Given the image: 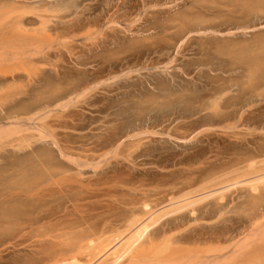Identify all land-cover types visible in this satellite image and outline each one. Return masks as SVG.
<instances>
[{
    "label": "rangeland",
    "instance_id": "rangeland-1",
    "mask_svg": "<svg viewBox=\"0 0 264 264\" xmlns=\"http://www.w3.org/2000/svg\"><path fill=\"white\" fill-rule=\"evenodd\" d=\"M9 1V4H11V7L13 8H15V5L13 4H19L18 2L23 3L24 7L28 5L26 8H32V10H30L31 8H25V11L23 7V10L20 9V4L19 6L17 5V7H20L18 8L20 9V12H25V14L26 12L29 13L26 15H29L28 17L30 18V20H32V23L29 22L27 26H29L30 28L31 25H33V29L28 30L40 31L39 28H41L42 33H44V30L45 32L48 30L49 24L50 30L45 34H47L49 38L48 42L52 41L51 45L53 44V42L54 44L51 46L49 43L51 47V49L49 48V57L51 58H49V61L51 60L50 63L49 61L43 63L42 61L36 60V58L34 61V58L27 57V59H25L29 61V64L26 61L25 64V62L21 63L22 61H24L22 58V60H19L18 58H11V61H8V54L7 58L1 56L5 58L4 60L7 61H4L0 57V59L3 60L2 63L0 61V75H2V73L9 74L10 70L11 72H13V74L16 71V75H19V72L23 76L31 74L30 76L18 79V82L17 79L12 81L10 77V80H8V82L7 80L3 83L1 82L0 99L2 100H0V104L1 106H4V109L9 108L11 106L20 107L24 104L26 106L29 102L30 105L33 103L32 97L35 91L37 93V91L41 89L38 81L36 80L39 78V75L42 77V79L52 80V83H54L53 85L59 87L61 90H64L63 92L66 91L68 95L66 96V98H61L59 102H56L50 107L52 112L49 113L50 115L45 121L50 122L53 125L54 130L58 135V140H61L60 143L63 142L61 144L65 146L67 144V147H70L69 150L74 152H72V157L77 159L78 163L83 166H81V168L79 169V167L75 166L69 159L63 158V156H61L59 152L58 147L50 139H45L44 141L41 139V141H39L35 137L30 138L28 139V142L23 143V145L27 144L28 146L30 145L32 148L35 147V149L33 150L30 146L28 147L27 145H18L19 147H21L18 150L16 149L18 147L15 146L14 148H12L13 151L9 146H7V150L6 147L4 149L1 148L0 152L3 153V155L0 153V171L2 172V176L0 175L1 180H5L2 178L8 177L10 174H12L13 167H16L12 165V162H14L15 165L16 163L19 164L18 162H16L18 158L19 162H23V160H25V157L26 159L32 158V156H34L33 158H35V156L39 154L37 153L36 155H34V152L37 151L38 148L40 149H38L39 151L37 152H42L44 149H46L44 151L48 150L47 153L49 154V157L51 158L50 161L52 162H50V165L54 164L55 167H58L59 164H62L61 167H65L66 165L69 166H66L70 169V172H68V176H70V179H67V181L69 182L67 184H65V182L63 183L64 185H62H71L70 188L69 186H67L68 190H71V193L70 190H66V187L64 193L62 191V193L57 191L60 187L55 184L57 186V190H55V186H51V188L55 189L54 191L52 190L53 193L52 191L51 193H44L46 199L44 195H39L38 199H42V202L41 200L39 201L36 197L34 201L32 198H28L30 199V201H26L27 198H23L27 203L28 201L30 202L29 205L34 204L35 206V204L37 203L39 207L41 206V209L44 207V209L49 211V213L56 212L58 213L57 215L65 213H59V211H62L63 208V211H67V213H69L71 211L77 212V208L79 209V207H81L80 209H82L84 212L82 210L80 212L89 214L90 216L95 215V217L97 216V219L99 218V220H101L99 215L105 217L107 214H109L108 212L111 213V210L115 208V205L118 206V204H120V207L118 206V210L117 208H115L116 211L120 212L121 206L123 205L122 203L126 201L125 198L130 199L133 195H137L138 187L136 186H139V183L145 182V186H148L149 188L153 189L152 187H155L157 185L156 183L159 181L163 183L165 182L166 184L168 182H173V180L181 181L182 179H184V177L186 178L189 175L198 176V174L200 175L201 172L202 175H206L208 171L210 172L211 168L213 169L214 167H216L214 168L215 170H213L214 172H217V170L219 171L221 166H225V168L228 169V164L233 160L230 163L231 166L229 167V170L231 171L232 165L237 164L239 158L243 159V168H246L249 162H254V160L255 162H259L262 159L264 160L263 78L259 77V81L254 82V85L260 84V89L258 91L254 92V90L245 88V90L243 91V99H238V103L226 107L228 109L223 108L224 106H219L220 108L218 107L217 110V108L213 109V104H211L213 107L208 105L210 102L212 103V101H214L213 96L210 95L211 93H213V91L211 92V89H214L215 86H220L218 84H224L221 86L230 88L231 91L228 90L230 91L228 92L229 96L236 94V84H242L243 82V86L247 85L249 77L247 67L250 64V59L252 58V56L256 55L255 53L264 52V12H252V14H246L243 11V19H234L231 21V15L229 14V10L231 9H226L225 7L218 5L217 3L219 0H211L213 3L211 1L208 2V0H204L206 1V3L203 0L202 1L204 3L200 2L201 0H145L146 2H143L144 0H124L125 4L122 3V0ZM1 2L2 4L0 6L8 5L5 3L6 0H1ZM155 3H158L159 8L156 7V9L155 7H153ZM23 4L21 5L23 6ZM133 4V9L129 10L130 6ZM208 4H212L213 6L216 4L215 8L219 6V8H217L220 9L221 12L217 9L215 11L212 5L211 9L210 7L208 8ZM34 6L37 9L40 8L39 6H44L43 8L45 12L41 14V9L39 12L38 10L35 11L33 8ZM220 7H222V9ZM206 8L209 12L212 13H208ZM53 9L55 11H53ZM158 9L161 10V13L159 12L156 15L153 14L154 16L151 15L152 11ZM29 10L33 12L32 16ZM127 11L129 12L127 13ZM35 12H38V15L46 16H50V12L55 13L51 14L53 15L52 17L44 19L45 22L43 23H47V30L46 27L43 28L45 24H40L42 23V21L40 22L39 17H36ZM204 12H206L207 15H210L206 16V13L204 14ZM114 13L117 16V19H115L116 23L112 22V14ZM196 13H198L199 16H201L202 14V19H204V16H206V23H209H205L203 25H211L212 28L208 30H205L204 28H199L190 31L187 33V35H185V37L180 40H177V33L180 34L181 31V28L178 27L180 24L178 23H180V21L182 22L186 18L190 21L192 17L197 16H195ZM54 15H61V17L56 18L55 16L54 18ZM148 15L149 18L147 19L149 20H147L145 23H143L142 20L140 21L142 17H148ZM36 20H38V22H36ZM34 21L36 22V24ZM93 22H98V26H95ZM111 22L113 23V25ZM53 23L55 25H53ZM63 23H65L66 27L68 25L67 23H69L67 27L68 32L73 34L65 35L67 29L66 27H64ZM71 23L72 25H74L75 28L72 27L71 29ZM81 24H83V29ZM77 25H79L81 28H77ZM106 26H109V29ZM51 27L52 29L56 28L55 30L59 31V35H62H60V37L57 35L56 38L55 34H58V32L52 30ZM103 27L106 29H104ZM95 28H98L100 30H97L98 32H100L99 35L98 33H96ZM78 29H80V31ZM64 30H66L65 33ZM52 31L55 34L49 33ZM91 31H94L96 34H91L90 37L88 36V33H90ZM103 31H105L106 34ZM103 33L105 34V36ZM53 34L54 36L52 38L51 35ZM61 40L63 41L61 42ZM226 45L231 46L225 48ZM239 48H243V66L241 64H232L231 62L234 61L235 53H240ZM219 49H224L225 51L231 50L230 54L232 55V58H224L228 59V61L230 60L229 63H227L228 61H225V64L221 63V61L217 57ZM31 59L33 60L32 63L34 65H32ZM7 64H13V67L8 65V67L6 68ZM222 66L223 69L226 70V72H222V70H219L222 69ZM17 68H20V70L22 68V70L20 71ZM32 68L34 70H31ZM216 75H218L219 78H214V76ZM222 79H224L223 81L226 84L220 82ZM12 82L14 85L12 84ZM8 83H10L13 87H11L10 84L8 87ZM4 86L5 88L2 89L1 87ZM33 88L35 89V91H33ZM14 90L15 92H13ZM16 93H19L20 96ZM16 95L18 96L16 97ZM4 96L7 98H4ZM14 98H16V100ZM69 98L71 99V101L67 104L68 106L66 105L65 107L61 108L58 106L60 105L59 103L63 104L65 101H68ZM240 101L243 102L241 103ZM21 102H23V104ZM35 110L38 109H34V111ZM216 110L220 112L218 113ZM216 115H218L219 117ZM240 115H242V117ZM3 116L4 112L0 111V117ZM25 116L29 117L30 115L28 116L27 114ZM25 116L22 115L21 117L27 118ZM4 117L0 120H4ZM10 122L11 121L8 122L7 120H4L3 124L4 126H7L6 124L10 125ZM23 122L25 121L23 120L21 124H23ZM40 124L41 123L37 121H35L34 123L25 122L22 126L23 128L27 126L26 128L29 127L33 129H30V131L33 132V135H36L37 133L35 132L39 128ZM0 125H2V122L0 123ZM60 125L63 127H61ZM57 126H59L60 128ZM229 126L231 127L229 128ZM30 131L27 132L29 133ZM25 132L22 133H24V135H27L28 133L26 132L27 134H25ZM235 133L236 137L240 135V137H238V140H235L234 136L230 135ZM136 134H139V138L138 136H135L136 138L134 137V135ZM130 136H132L133 138ZM64 141L66 142V144H64ZM235 141H238V143L243 144V146H240L238 143H235ZM71 147L74 150L71 149ZM9 149L11 150V152L9 151ZM16 152L18 155L16 154ZM31 152L33 155H31ZM6 153H9L8 157ZM26 155L29 157H27ZM230 159L232 160L229 161ZM1 160L4 162L2 163ZM70 164L72 167L70 166ZM242 164H240V166ZM1 165L3 166L2 168ZM226 165L228 167H226ZM234 168L235 165L233 166V169ZM72 169L77 170L75 171ZM227 169L225 171H227ZM71 171L77 172V175L75 176L77 178L76 181L81 180V184L78 183L79 181L74 183L75 174H73L74 178L71 179ZM78 172L82 173H80L79 175ZM3 173L6 174L3 175ZM157 173H162L163 178L161 174ZM73 179L74 181L71 182ZM153 179L155 181H153ZM108 182H110L109 185ZM148 182L152 183L149 184ZM93 184L95 188L94 186H92ZM72 185H75V188L78 185L77 189H75ZM80 185H82V187ZM120 185L123 186V189L121 187H118ZM83 186L85 187L83 188ZM102 186H104V188ZM131 186L136 188V191H134L133 195L131 194L133 191L131 190V192L128 190L129 187L131 189L133 188ZM78 187L83 188V192H80L81 188L79 189ZM97 187H100L101 191ZM72 188L76 190V193L78 192L77 196L76 194H74L75 191L72 190ZM93 189L96 190L94 191ZM245 190V187L240 186L237 189H232V191L227 194L236 196L238 192L242 191L244 196V193H246ZM48 191L50 192V190ZM84 192H87L89 195L91 194V196H89L87 193L85 194ZM104 192H108V196H110L111 194L114 195H112V198H108V196L105 195L106 193ZM115 192L117 194H115ZM128 192L131 193L129 194ZM66 193L73 194L72 196L75 195L74 199L70 195V198H68V194ZM94 193H96V196L94 195ZM101 193L104 195H102ZM125 193L128 194L125 195ZM51 194L53 195V198ZM78 195L81 196V198L83 197L82 195H84L83 199H80ZM59 197H63L64 200L63 198L57 199ZM77 197L79 198L77 199ZM113 198L115 199V201L118 199L116 201L118 204L115 201H112ZM55 199L57 200V203L59 200L62 203L59 202V204H55ZM68 199L73 200L71 201ZM35 200H37L41 204L37 201L35 203ZM109 200L111 204L109 203V205H107ZM79 201H81V204H79ZM95 201L98 204H94L96 203ZM120 201L122 203H120ZM48 202L51 203L48 204ZM72 204L73 206H69ZM104 204L106 205L104 206ZM112 204L114 205V208L111 206ZM76 205L78 206L76 207ZM101 205L104 207H101ZM46 206H48L49 208ZM59 207L61 209H59ZM67 207L72 209L66 210ZM97 207L99 211L97 210ZM231 207H233L232 204ZM249 208L250 207L249 205L247 206V204H243V208L242 206L238 208H231V210L233 209V212L231 211L226 214L225 218L226 220H228L230 219V216L234 219H237L242 215V218L244 217L243 219L245 220H243V222H245L246 225H244L243 223L244 226L243 228H241V230L246 231L245 229L249 228V225L247 226L246 218L249 214L254 213L253 210L249 211ZM93 209H96V211H94ZM45 210L44 212L48 213ZM85 210H88V212H86ZM89 210H91V214L89 213ZM42 211L43 209L41 210V212ZM104 211L107 212L104 213ZM77 213L76 215L75 213H70V218L76 217L78 215ZM80 214L78 216H80ZM72 215L74 217H72ZM208 218L210 219V221ZM208 218L206 220L208 221V223H204L214 224L217 226V223L219 225L221 222L220 219L217 218V216ZM222 222L220 226H222ZM225 222L227 221H224L223 224ZM245 234L246 232H243V235H240L239 237L243 236V239H246L247 241ZM30 239L32 240V238L29 237L28 240L26 238L24 241L26 243H29L31 241ZM251 241L252 240L248 241V243L252 244L251 247L258 243L255 242L253 244V241ZM25 244L22 245V247L20 244L19 248L18 246L14 247L13 256L11 255V257L9 255L11 254L13 247L7 245V247L5 248H8V250H6V252L2 254L0 264H18L21 260V263L23 262V260H25L24 263H26V261L30 263L31 259L27 258H32V260L33 257L36 258V255H38V248L36 249L34 247L35 244H33V246H31V243L27 246ZM221 244V246H225L229 243L222 242ZM25 247H27L28 249ZM251 247H249L247 250H249ZM30 248H32V250ZM9 249L11 251H9ZM39 250L40 249H38V251ZM244 250L245 253H247V250ZM33 251L36 252V255ZM31 252H33V255L31 254ZM245 253L243 251V262L236 264H264V258H262L264 257L263 253L262 257H260L258 253L256 255H258L259 257H257L256 255L246 256ZM3 255H8V257L4 259ZM28 255H32L33 257H30ZM255 257L258 259H256ZM16 258L19 259L17 260ZM12 259L13 262H11ZM230 263H228V261L226 262V264ZM233 264L235 263L233 262Z\"/></svg>",
    "mask_w": 264,
    "mask_h": 264
},
{
    "label": "bare ground",
    "instance_id": "bare-ground-1",
    "mask_svg": "<svg viewBox=\"0 0 264 264\" xmlns=\"http://www.w3.org/2000/svg\"><path fill=\"white\" fill-rule=\"evenodd\" d=\"M2 1H4V0H2ZM8 1L6 0L5 3L10 5V6H8V5L0 6L1 7L0 8V57L3 56V57L7 58L9 55L8 61L11 58H14V59L18 58L19 60L23 59L24 61H22L21 63H23L25 61L28 63L29 61L26 60L27 57L34 58V61L36 58V60L42 61L43 63L48 62L49 58H50L49 53H50V49H51L50 45H51L52 41L48 42L49 38H48L47 34H45L46 32H48L50 30L49 24H48V30H47V27H46L47 23H43V22H45V20H44L45 18H50L53 16L51 14L52 13L55 14V13L50 12V14H49L50 16L38 15V12L40 11V9H41V11H40L41 14H43L45 12L44 8H43L44 6H42V7L39 6L40 8H38V9L34 6L33 7L34 10L35 11L38 10L37 13L35 12L36 17L37 18L39 17L40 22L42 21V23H40V24H42V25L45 24L43 28L46 27L47 31L45 32V30H44L43 31L44 33H42L41 28H39L41 32L38 30H28V29H33L32 28L33 25L30 24L31 25L30 28H29V26H27L29 24V22L32 21L28 17L29 15L28 16L26 15L29 13L26 12V14H25V12H20V9L25 10V8L28 5L27 6L25 5L26 7H24L23 3L18 2L20 4L21 8L17 7V5L19 6V4L15 3L18 1L17 0L15 2H13V3H15V4H13V5H15V8H13V7H11V4H9L10 1L9 2ZM203 1L201 0L200 2L206 3V1H204V2ZM210 1L211 0H208V2H210ZM143 2H146V1L144 0ZM122 3L125 4V1L122 0ZM214 3H215V1H214ZM1 4H2V2L0 0V5ZM21 4H23V6ZM217 4L222 6V7H225L226 9H231V10H229V14L231 15V21L234 19L235 20L243 19V11L246 14H250V13L252 14V12H264V0H219ZM143 5H145V4H143ZM211 5L208 4L207 5L208 8L210 7V9H211L213 7L215 9V11H216V9L220 11V9H218L219 6H217L218 8L217 7L215 8L216 4L214 6L212 5V7H211ZM133 6H134V4L130 6L129 10L133 9ZM158 6H159L158 3H155L153 7L159 8ZM22 7H23V9H22ZM202 7H204V6H202ZM222 7H220V8L222 9ZM18 8H20V9H18ZM30 8L31 7H28L26 9H30ZM42 8H43V10H42ZM52 8H53V6H52ZM46 9H48V8H46ZM54 9H53V11H55ZM30 10H32V8ZM46 11H50V10H46ZM207 11H208V9H207ZM215 11H214V13H215ZM219 11H218V13H219ZM128 12L129 11H127V13ZM159 12L161 13L160 9L154 10L151 12V15H153V14L156 15ZM162 12H164V11H162ZM206 12H204V14ZM208 13H212V12L208 11ZM32 15H33V12H31V16ZM112 15H113L112 22L116 23L115 19H117L116 18L117 16L115 15V13ZM209 15L210 14L207 15V13H206V16H209ZM55 16L56 15H54V18H55ZM195 16L196 17H192L190 19V21L187 18L186 19L183 18L184 20L182 22L181 21H180V23L177 22L178 24H180L178 27L181 28L180 34L177 33V36H176L177 40H180L183 37H185V35H187V33L190 31H193V30H196L199 28H204L205 30L212 28L211 25H207V26L203 25L207 22L205 20L206 16H204L205 17L204 19H202L203 17H201V16H203L202 14H201V16H199L198 13H196ZM59 17H61V15L56 16V18H59ZM147 18H149V15H148V17L147 16H144V18L142 17L140 19V21L142 20V22L145 23L147 20H149ZM51 19H50V21H51ZM107 19H110V18H107ZM36 22H38V20H36ZM36 22H35V24H36ZM72 23H71V29H72V27H74V25H72ZM93 23L95 24V26H98V22H93ZM208 23H206V24H208ZM63 24H64V27H66L65 23H63ZM67 24L69 25V23H67ZM74 24H76V23H74ZM107 24H108V22H107ZM53 25H55V24L53 23ZM68 25H67V27H68ZM82 25L83 24H81V26ZM112 25H113V23H112ZM77 26H78L77 28L80 27L79 25H77ZM67 27H66V29H67ZM106 27L109 29V26H106ZM98 28H95L96 29L95 31L99 35L100 32L97 31V30H99ZM51 29H52V27H51ZM55 29L56 28H53L52 30H55ZM82 29H83V26H82ZM104 29H106V28H104ZM78 30L80 31V29H78ZM55 31L58 32V34H55L53 31L49 32V33H51V34L54 33L56 35V38H57V35L59 37H60V35H62V34L59 35V31H57V30H55ZM69 31H71V30H69ZM65 32H66V30H64V33ZM67 32H68V29H67ZM67 32L65 35L73 34V33H69V32L67 33ZM72 32H73V30H72ZM75 32H77V31H75ZM103 32L105 33V31H103ZM96 33L94 31H91L90 33H88L89 34L88 36L91 37V34L95 35ZM54 34L51 35L52 38H53ZM105 34H104V36H105ZM63 36H64V34H63ZM54 40H55V38H54ZM62 41L63 40H61V42ZM49 43H50V45H49ZM53 44H54V42H53ZM230 46L231 45H226L225 48L230 47ZM239 49H240V53L239 54L235 53V55L233 54L234 55V61H231V62H232V64H241L243 66V48H239ZM230 52H231V50L225 51L224 49H219V52L218 53L216 52L217 57L219 58V60L221 61L222 64H225V61H228V59H224V58H230V59L232 58V55L230 54ZM52 53H54V52H52ZM255 54L256 55L252 56V58L250 59V64L247 67V71L249 74L247 85L243 86V82H242V84H236L237 85V88L235 91L236 94L229 96L228 92L231 91L230 88L225 87V86H221L224 84H218L221 87L215 86L214 89L213 88L211 89V92L213 91V93H211L210 95L213 96L214 101H212V103L210 102L208 105L212 106L211 104H213L214 105L213 109L217 108V110H218L219 106H221V107L224 106L223 108H226V107H229L230 105L231 106L235 105L236 103H238L237 101H239L240 99H243V91L245 90V88H249L251 90H254V92L258 91L260 89V86H259L260 84L254 85V82L259 81V79H258L259 77L264 79V52H257ZM3 57H1V59L4 60L5 58H3ZM1 59H0V61L2 63L3 60H1ZM4 61H7V60H4ZM50 61H49V63H50ZM229 61L227 63H229ZM26 62H25V64H26ZM32 62H33V60L31 59V63ZM16 64H17V62H16ZM8 65L9 64H7L6 68L8 67ZM12 65L13 64H10L9 66H12ZM32 65H34V64L32 63ZM26 67H27V65H26ZM17 69L20 70V68H17ZM21 70H22V68H21ZM31 70H34V69L32 68ZM219 70H222V72H224V71L226 72V70L223 69V66H222V69H219ZM36 71H37V69H36ZM15 72L13 74V72H11V70H10L9 71L10 75L7 73H2V75H0V83L1 82L3 83L6 80L8 82V80H10V79L12 81L17 79V82H18L19 81L18 79H21L22 77L24 78V77L31 75L30 74L27 76H23L20 74V72H19V75L18 74L16 75ZM48 72H49V70H48ZM43 74H42V76H43ZM56 75H58V74H56ZM9 77H10V79H9ZM32 77H34V76H32ZM214 78H219V76L216 75V76H214ZM36 80L38 81L41 89H39L36 93L35 89L33 88L34 89L33 91H35V93L33 94V97H32V101H33V103L31 102L32 104L29 105V103H30L29 102L28 105H26V106H25V104L21 105L23 107L11 106V107L5 108V109L3 108L4 106L3 105L1 106V104H0V108H3V109H0V111L4 112V116H5V117L3 116L5 118L4 120H7L8 122L11 121L10 125L6 124L7 126H4V124H3L4 120H0L2 122V125H0V149L1 148L4 149L6 147V150H7V146L11 147V149L14 148L15 146H17L18 148H16V149L18 150L21 148L18 145H23V143L28 142V139H30V138L36 137L39 141H41V139L43 141L45 139H47V140L50 139L58 147L61 156H63V158L69 159L75 166L79 167V169H80L82 165L78 163L77 159L72 157L73 151L69 150L70 147H67V144L65 141H64L65 142L64 144H66V146L61 144L63 142L60 143L61 140H58L59 138L57 137L58 135H57L56 131L54 130L53 125L50 122L45 121L47 119V117L50 115L49 113L52 112L50 107L53 104H55L56 102H59V100H61V98H64V97L66 98V96L68 94L66 93V91L63 92L64 90H61L59 87H56L55 85H53L54 83H52V80H50V79H46V80L42 79V77L39 75V78ZM223 80L224 79H222L220 82L225 83ZM42 81H43V83H42ZM24 82H25V80H24ZM59 82H57V83H59ZM14 83H16V82H14ZM9 84L10 83H8V87H9ZM12 84H13V82H12ZM65 84H66V82H65ZM245 86H249V87H245ZM11 87H13V86L11 85ZM1 88L4 89L5 86L1 87ZM6 89H7V85H6ZM228 90H230V91H228ZM13 92H15V90ZM19 93H21V92H19ZM19 93H16V94H19ZM22 93H23V91H22ZM85 93H87V92H85ZM78 94H79V92H78ZM17 96L18 95H16V97ZM19 96H20V94H19ZM84 96H85V94H84ZM4 98H7V97L4 96ZM14 99L16 100V98H14ZM0 100H2V99H0ZM70 101H71V99L69 98L68 101H65L63 104L59 103L60 105H58V106L60 108L65 107ZM14 103H16V102H14ZM21 103L23 104V102H21ZM34 109H38V110L34 111ZM226 109H228V108H226ZM211 111H212V109H211ZM213 113H215V112H213ZM27 114H28V116L29 115L30 116L29 117L25 116ZM22 115H24L27 118H24V117L22 118L21 117ZM218 115H216V116H218ZM240 116L242 117V115H240ZM3 117H0V119ZM21 120L22 121L24 120L25 122H29V123H31V122L34 123L35 121L41 123L39 128L36 130V132L34 131L37 134L33 135V132L30 131L31 128H29V127L26 128L27 127V126H25L26 124L24 125L25 128H23L22 125L25 122H23V124H21L22 123ZM4 123H7V122H4ZM57 127H59V126H57ZM61 127H63V126H61ZM230 127L231 126H229V128ZM55 128H56V126H55ZM31 130H33V129H31ZM25 131L26 132L30 131V132L29 133L27 132L28 133L27 134ZM22 132H25V134H27V135H24V133H22ZM139 134L134 135V137L138 136V138H139ZM230 135L231 136L233 135L235 140H238V137H240V135L238 137H236V133L230 134ZM130 137H132V136H130ZM132 138H130V139H132ZM235 143H238V141H235ZM122 144H124V143H122ZM122 144H120V145H122ZM238 144L240 146H243V144H241V143H238ZM24 145H27V144H24ZM23 149H24V147H23ZM33 149H35V147H33L32 150ZM38 149H40V148H38ZM38 149H37V151H39ZM71 149H73V148L71 147ZM44 150H46V149H44ZM44 150L43 151L40 150L42 152L35 151L36 153L34 151H32V152H34V155H36L37 153H39V154L37 156H35V158H33L34 156H32V158H27V159L25 157V160H23V158H22L23 162L22 161L19 162L18 161L19 158L17 159V157H16L17 160L16 159L15 160L19 164L16 163L14 165V162H12V165L16 166L17 168L16 167H15L16 169L14 167H13V169L11 168L13 170L12 174H10L8 177L2 178L5 180L0 179L1 180V184H0V260H1L2 254L5 253L6 250H8V248L7 249L5 248V247H7V245H10L13 247V249L10 248V249H12V251L9 249V251H11V254L9 256L11 257V255L13 256L14 247L18 246V248H19L20 244L22 247V245H24L26 243L24 240L26 238L28 240L29 237H31L32 240L30 239L31 241L29 243H26L25 245L27 246L28 244L30 245V243H31V246H33V244H35L34 247L36 249L38 248L40 250L38 251V249H37L38 255H36V252H35L36 250L33 251V252H35L34 254L37 256V257L35 256L36 258H34L32 256L33 252H31V254H32L31 256L28 255L30 257H33V260H32V258H27V259H31L30 263H28L26 261L27 264H226L227 261H228V263H230L232 261L230 264H233V262L236 264V263L243 262V251L245 253L244 249L247 250L252 245L251 243H248V241H250V240L253 241V244L255 242H258V243H256L253 247H251L249 250H247V253H245L246 256H248V255L254 256L258 253V255L260 257H262V255L264 254V160L263 159L259 162H255V160H254V162L253 161L249 162V164L246 166V168H243V165H244V164H242L243 159L239 158V160L237 161V164H234L235 165L234 169H233L234 165H232L231 171L229 170L230 169L229 167L231 166L230 163L233 160L230 159L229 161H231V160L232 161L228 164L229 167L226 165V167H228V169L225 168V166H221L219 171L217 170V172L216 171L214 172L213 170H215L214 168H216V167H214L213 169L211 168V170L208 169V170H210V172L208 171V173L206 175L203 174L204 176L201 174L202 172L200 171L201 172L200 175L199 174H198V176L192 175L193 177L189 175L186 178L184 177V179H182L181 181H174L173 180V182H171V183L168 182L166 184H165V182L163 183V182L159 181L156 183L157 185L155 187H152L153 189L149 188L148 186H145V184H144L145 182H143V180H144V178H143V180H142L143 183H139V186H136V187H138L137 188L138 189L137 195H135V196L133 195L134 191H136L135 190L136 188H134L133 186H131V187H133L132 189L130 187L128 188L129 191H131V190L133 191V192L131 191L132 193L128 192L129 194L131 193L133 196L132 197L127 196V197H131V198L130 199L125 198L126 201L123 203L120 201V203L123 204L122 205L123 207L121 206L120 212L115 210V208H117V210H118V206L120 207V204H118L116 202L118 199L115 201V199L113 198L112 201L113 202L115 201L118 204V206L115 205V208H114L113 207L114 205L112 204L111 206L114 209H112V207H111V209H112L111 213L108 212L109 214H107L105 217H103L102 215H101L102 216L101 217L99 214H97L101 218V220H99V218L97 219V216L95 217V215L90 216L89 214L80 212L82 210V209H80L81 207H79V209L77 208V212H80L81 214L77 213L76 211L75 212L74 211L73 212L68 211L69 213H67V211H63V209H64L63 208L62 211H59V213L65 212L64 214L61 213V215H62L61 216V215H57L58 213H56V212L53 213L50 211L51 213H49V211L45 210L44 207L42 208L43 211L41 212L42 209L40 208L41 206L39 207V205L36 203L37 200H35V203L37 205L36 204H35V206H34V204L29 205L30 199H28V198H32L34 201L35 197L38 199L40 194L44 195V197H45L46 193H51L52 190L54 191L55 188L53 189V188H51V186H53V187L55 186L56 187L55 190H57V186L60 187L59 190H57V191H59V192L62 191L63 193L65 190V187H66V190H68L67 186H69V185L63 186L64 185L63 183L66 182L65 184H67L69 182V181H67V179H70L69 178L70 176H68V174H69L68 172H70V169L67 168L69 166L66 165L67 167L66 166L61 167L62 164L61 165L59 164L60 167L59 166L55 167L54 164L50 165V162H51L50 159L51 158L49 157V154L47 153L48 150L47 151H44ZM9 151L11 152L10 149H9ZM12 151H13V149H12ZM32 152H31V155H33ZM1 154L3 155V153H1ZM6 154L8 157L9 153H6ZM16 154H17V152H16ZM99 156H101V155H99ZM27 157H29V156H27ZM236 159H235V161H236ZM85 160H83V161H85ZM3 162L4 161H2V163ZM97 162H99V161H97ZM80 163H82V162H80ZM88 163H90V162H88ZM71 164H70V166H71ZM226 164H227V161H226ZM240 164H242V165L240 166ZM224 165H225V163H224ZM236 165H237V168H236ZM9 166H11V165H9ZM2 167L3 166L1 165V168ZM223 168H225V169H223ZM204 169H206V168H204ZM226 169H227V171H225ZM72 170H75V169H72ZM162 170H164V169H162ZM211 171H213V172H211ZM3 172H4V169H3ZM71 172H72L71 173L72 175L71 174L70 175H71V179H72L77 175V172H74V171H71ZM206 172H207V170H206ZM80 173H82V172H80ZM80 173H79V175H80ZM5 174L3 173V175H5ZM73 174H75L74 177H73ZM157 174H161V176L163 178L162 173H157ZM0 175L2 176V172ZM171 176H172V174H171ZM164 178H166V177H164ZM154 179H153V181H155ZM76 180H77V178L75 177V181L73 179L71 182L74 181V183H75V182L79 181V180L78 181H76ZM2 181H4V182H2ZM145 181H147V180H145ZM80 182L82 183L81 180L78 183H80ZM93 182H94V180H93ZM74 183H72V184H74ZM109 183L110 182H108V185H109ZM151 183L152 182H150L149 184H151ZM75 185L74 186L72 185V186L75 188ZM95 185H97V184H95ZM99 185H101V184H99ZM124 185H126V184H124ZM70 186H69V188H70ZM77 186L75 189H77ZM80 186L82 187V185H80ZM92 186H94V184ZM240 186L246 188V190H245L246 193H244V196H243L242 191L238 192L236 196L227 194L230 191H232V189H237ZM81 187H78V188L80 189ZM84 187L85 186H83V188ZM102 187L104 188V186H102ZM118 187L122 188L123 186L120 185ZM74 188H72V190L75 191L74 194H76V196H77L78 192L76 193V190ZM83 188L80 189V192H83L82 191ZM94 188H95V186H94ZM97 188L100 190V187H97ZM108 189H110V188H108ZM48 190H50V192ZM114 190H116V189H114ZM53 191H52V193H53ZM68 193H66V194H68ZM70 193H71V190H70ZM84 193L86 194L87 192H84ZM104 193H106L105 195L108 196V194H107L108 192H104ZM95 194L96 193H94V195ZM115 194H117V193L115 192ZM127 194L125 193V195H127ZM57 195H59V194H57ZM69 195L72 196L73 194H68V198H70ZM97 195H99V194H97ZM102 195H104V194H102ZM112 195H114V194H111L110 196H108V198L109 197L112 198ZM47 196H48V194H47ZM65 196H67V195H65ZM82 196L84 197V195H82ZM89 196H91V194ZM231 196H233V197H231ZM56 197H58V196H56ZM63 197H59L57 199H60V198L62 199ZM72 197L74 199L75 195ZM79 197H80V199H83V197L82 198H81V196H79ZM79 197H77V199ZM23 198H27L26 201L29 200L28 203ZM52 198H53V195H52ZM52 198H50V199H52ZM93 198H96V197H93ZM45 199H46V197H45ZM40 200L42 202V199H40ZM63 200H64V198H63ZM68 200H71V199H68ZM59 202H61V201L59 200L57 203V200H56L55 204H59ZM79 202L78 203L81 204V201H79ZM38 203H40V202H38ZM50 203L48 202V204H50ZM102 203H104V202H102ZM109 203L111 204L110 200L108 201L107 205H109ZM52 204H53V202H52ZM73 204H74V202H73ZM73 204L69 205V206H73ZM94 204H98V203L96 202ZM231 204L233 207H231ZM243 204H247V206L249 205V207H250L248 209L249 211H252V210L254 211V213L251 212L252 214H249L246 218L247 226L249 225V228L245 229L246 231L241 230V228H243V226L246 225L245 222H243L244 217L242 218V215H241V217H238V218L236 217L237 219H234L230 216H229L230 219H228V220H226V218H225V215L233 210V209L231 210V208H235V207L238 208L241 206L243 208ZM64 205H65V201H64ZM102 205H101V207H104L106 204H104V206H102ZM77 206L78 205H76V207ZM46 207H48V206H46ZM56 207H57V205H56ZM67 208H66V210L72 209L69 207H67ZM59 209H61V208L59 207ZM83 209H84V207H83ZM44 210L47 211L48 213H45ZM97 210H98V207H97ZM94 211H96V209ZM86 212H88V210ZM90 212H91V210H89V213ZM105 212H107V211H104V213ZM70 213H75V215L77 213L78 215L80 214V216L77 215L76 217H74L75 215L73 214L74 216L72 215V217H74V218H70V216H71ZM82 214L86 215V216H83ZM216 216L218 219H220L221 222L227 221V222H225L227 224H225V223L223 224V222H222V226H220L221 222L219 225L217 223V226L214 224H206V223H208V221H206L208 217H216ZM211 219H213V218H211ZM221 219H223V220H221ZM209 221H210V219H209ZM204 222H206V223H204ZM218 222H219V220H218ZM243 223H244V225H243ZM243 232H246L245 236L247 238V241H246V239H243V236L239 237L240 235H243ZM222 242H228L229 244L225 245V246H221ZM25 248H27V247H25ZM21 249H23V248H21ZM30 249L32 250V248H30ZM258 255H256V256L259 257ZM246 256H244V257H246ZM6 257H8V255L7 256L5 255L3 258L6 259ZM262 258H264V257H262ZM256 259H258V258H256ZM14 261H15V259H14ZM21 261L18 264H23L25 260H23L22 263H21ZM11 262H13V259L11 260ZM256 262H258V261H256ZM26 263H24V264H26Z\"/></svg>",
    "mask_w": 264,
    "mask_h": 264
}]
</instances>
